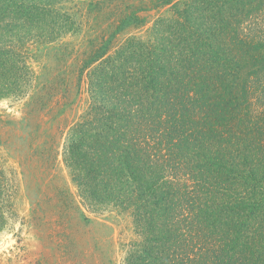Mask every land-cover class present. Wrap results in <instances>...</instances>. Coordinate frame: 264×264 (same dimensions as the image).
I'll return each mask as SVG.
<instances>
[{"label":"trees","instance_id":"1","mask_svg":"<svg viewBox=\"0 0 264 264\" xmlns=\"http://www.w3.org/2000/svg\"><path fill=\"white\" fill-rule=\"evenodd\" d=\"M71 1L0 0V101L34 92L32 45L76 33ZM82 56L62 159L84 210L130 220L119 264H264V0H151ZM17 187L0 163V232Z\"/></svg>","mask_w":264,"mask_h":264},{"label":"rangeland","instance_id":"2","mask_svg":"<svg viewBox=\"0 0 264 264\" xmlns=\"http://www.w3.org/2000/svg\"><path fill=\"white\" fill-rule=\"evenodd\" d=\"M150 1L72 0L64 4L62 8L76 22V33L32 45L28 65L38 79L34 92L30 93L31 88L29 96L14 103L0 101V163L14 172L18 183V217L0 232V264H119L121 245L134 239L126 216L92 215L80 204L63 164L62 144L82 112V91L72 105H64L75 94L72 80L88 43L97 45L106 39L123 16L148 7ZM156 14L139 13L148 22L142 31H124L113 45L144 34Z\"/></svg>","mask_w":264,"mask_h":264}]
</instances>
